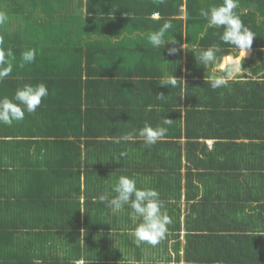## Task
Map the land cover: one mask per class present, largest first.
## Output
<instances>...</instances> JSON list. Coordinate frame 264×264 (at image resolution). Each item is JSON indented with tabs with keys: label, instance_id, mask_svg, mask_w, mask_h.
<instances>
[{
	"label": "trees",
	"instance_id": "1",
	"mask_svg": "<svg viewBox=\"0 0 264 264\" xmlns=\"http://www.w3.org/2000/svg\"><path fill=\"white\" fill-rule=\"evenodd\" d=\"M222 2L0 0V16L3 17L0 47L12 49L16 57L12 73L0 80V98H12L25 84L46 83L49 89V96L42 100L35 113H26L23 121L14 122L12 126L0 124V264H79L84 252L89 253V260H81L83 264H131L124 260L128 252L110 246L117 238L128 250L137 243L132 237L135 225L130 227L134 222L127 206L124 212L113 215L104 204L113 223L96 225L94 234L84 235V244L79 232L83 222L80 219L82 198L86 201L98 198L105 190L110 191V185L121 175L135 179L137 187L154 188L160 193L163 209L171 221L169 228L175 236H179L185 222L188 247L194 243L205 244L206 240L219 242L215 254L206 248L203 256L187 247L186 264H264V244H259L264 243V238L253 239L255 237L246 234L234 221L227 219L231 230L240 231L235 247L234 240L230 248L223 247L220 243L225 242L218 236L200 234L214 229H209L213 226V210L219 218L224 208L226 193L214 186L222 182L216 180L213 171L228 165L231 172L227 175L233 177L245 168L264 167V75L259 81L242 85L231 83L229 88L213 90L203 80V65L195 58L187 80L184 84L177 82L167 98L148 99L141 92L142 99L136 100L132 97L135 90L147 91L145 87L122 79L124 85L112 90L108 89L107 82L111 80L99 79L110 75L107 70L116 74L139 59L147 63L151 76L160 77L161 71H165L182 77L183 65L178 59L181 50L170 54L166 47L158 50L150 43V34L166 20L172 22L173 28L165 33V39L200 47V50L219 45L218 62L223 56H236L235 47L220 40L223 27L209 28L207 19L200 15L201 9ZM238 4L234 12L256 35L252 47L258 50L261 59L256 73L264 74V0H238ZM153 12H159L160 18L152 19ZM114 13L115 17L111 16ZM23 14H27V23L24 22L27 25L23 28L18 25L11 31L9 20L13 15ZM131 36L135 39H129ZM31 48L37 50V55L34 62L28 63L22 60L21 53ZM149 57L154 60L146 61ZM125 62L128 65H123ZM118 82L114 80L113 87ZM239 86L242 88L237 93ZM126 89L133 90L132 94ZM130 116L142 120L141 127L148 121L155 127L167 128V132L153 145L124 141L120 139L123 133L136 131L139 134V126L135 130L126 125ZM163 118L173 122L165 125ZM234 137L251 143L236 146L224 140L239 139ZM208 140L214 141L211 147L207 145ZM148 153L151 159L145 162L143 158ZM83 154L87 156L86 161L82 160ZM219 157L228 158L226 164H220ZM82 167L88 168L90 175L83 181ZM104 171H108L107 178L111 179L99 188L95 185L98 181L91 177L99 180ZM258 178L261 182L262 175ZM226 182L233 184L228 179ZM244 188L245 185L235 182L238 196L243 194ZM263 191V186L258 185L253 192ZM59 200L61 209L56 211ZM242 200L244 204V196ZM183 202L186 216L182 222ZM40 207H46L43 216L47 219L53 215L63 216L50 220L55 222L25 219L33 217L34 210ZM248 207L255 211L252 204L248 203ZM237 214L235 220L242 223V212ZM66 222L68 230L73 226L78 228L77 237H72L68 231L63 234ZM54 223L60 228L59 233L51 232ZM84 226L88 225L84 223ZM110 228L114 232H108ZM194 230L199 232L189 233ZM61 236L63 240L58 239ZM107 239L111 241L109 246ZM250 239L253 240L249 244ZM242 241H245V249ZM252 242L257 243L253 248ZM143 246L137 248L139 262L143 258ZM30 247L36 248L35 253Z\"/></svg>",
	"mask_w": 264,
	"mask_h": 264
},
{
	"label": "clouds",
	"instance_id": "2",
	"mask_svg": "<svg viewBox=\"0 0 264 264\" xmlns=\"http://www.w3.org/2000/svg\"><path fill=\"white\" fill-rule=\"evenodd\" d=\"M237 7L238 0H223L221 4L213 5L206 10L201 9L200 12V15L207 19L209 28L223 27L220 40L224 44L234 46V53L237 57L230 54L219 58L218 62L217 53L221 52L219 45H213L200 50V47H187L188 45L186 43L181 44L174 39H165V33L173 28V24L170 20H166L157 31L150 34V43L154 49L159 50L163 46L170 50V54H174L176 50H181V55L178 59H180L182 63L185 62L182 77L179 78L174 76L173 73H166L160 85L176 87L177 82L179 84H184L187 80V75L194 67L195 58L200 65L207 66L209 63H212L223 73L222 75H217L215 70H213L211 74L207 71L205 78L206 83L209 84L213 90L226 87L228 82L232 80L235 74L241 71V69L245 72L247 68L248 70L251 68V73L255 75V77H248L247 74L244 73V76H247L249 79L246 82L260 80L259 76L256 77V71L259 70V68L253 69L254 61L260 57L258 55V50H254V47H252L255 34L234 12V9ZM181 11H183V9ZM151 17L152 19H159L160 13L153 12ZM2 20L3 17H0V22H2ZM250 51L252 52L251 55ZM36 55L37 50L31 48L23 51L21 53V58L23 61L32 63L35 61ZM240 55L242 58H246L245 63L247 64H243V62L240 64L234 63L225 68L224 59L231 57L233 59L232 62H238ZM190 58L191 60H189ZM15 59L16 57L12 49L0 47V80H3L12 73L13 61ZM160 66L162 69L164 68L163 63H161ZM205 68L207 69V67ZM48 96L49 89L47 84L37 83L35 86L25 84L18 88L12 98L7 96L0 98V124L12 126L14 122L23 121L26 113H35L41 105L42 100ZM164 96V94H160L157 98L162 99ZM172 122L173 121L169 119L163 118V124L165 125H169ZM166 132L167 128L163 126L154 128L146 123L144 127L139 130V135L144 138L147 145H153L158 139L163 137ZM120 139L128 141L133 139V135L132 133H126L120 137ZM213 142V140H208L207 145L211 147ZM109 179H111V177ZM110 188V191L105 190L99 194V201L105 204L113 215L121 213L125 210V206H127V208L130 209L129 216L135 223L133 234L137 245L145 242L153 247L158 245L165 238L168 232L167 225L171 222L168 215L162 211L164 204L160 199V193L154 188L137 187L136 180L126 175L119 176L115 183L110 185Z\"/></svg>",
	"mask_w": 264,
	"mask_h": 264
},
{
	"label": "crops",
	"instance_id": "3",
	"mask_svg": "<svg viewBox=\"0 0 264 264\" xmlns=\"http://www.w3.org/2000/svg\"><path fill=\"white\" fill-rule=\"evenodd\" d=\"M248 54H249V52H248ZM251 54H252V52L250 51V55ZM230 59H232V58L229 57L227 60L230 62ZM235 61H238V60H235ZM258 64H260V63H258ZM258 68H260V66H258ZM166 73L171 74L170 72H166ZM257 76H259L260 79H263L262 74L261 75L256 74V77ZM234 138H239V137H234ZM224 140L227 142H230L236 146L239 144H250L251 143L249 140H243L240 138L239 139H224ZM15 147H19V144H15ZM231 149L237 151L235 148H231ZM240 152H241V150L239 151L238 154H240ZM20 154L22 155V157H24L22 151L20 152ZM227 159L228 158L219 157L218 161L220 164H226L225 162ZM89 169H91V168L89 167ZM87 170H88V168H86V167L81 170L82 171V176H81L82 181L90 176L87 174ZM107 172L108 171H106V172L104 171L102 173V175L99 176L100 177L99 180H97L96 177H94V176L91 177V179L98 181L95 183V185L97 187H99V188L102 187V185L106 182L105 180L109 179V178H107L108 177ZM229 172H231V167L222 168L220 171H218L217 169L213 171V174H214V177L216 178V180H219V182H222V184H216V185L213 184V185L215 187H218V188L220 187V189L225 191L223 193H226L225 198L223 200L224 208H223L222 214L219 218L216 215V211L213 210V220H212L213 226L210 227L209 229L210 230L213 228L214 229L211 232L208 230H203L200 232V234L203 236H218V238H220L219 239L220 241L226 243V244L225 243H220V244L223 247H229L230 248L232 246V240H234L233 246L235 247L236 238H237L238 232L240 233V231H238V228H236L235 230H231L230 229V223L227 221V219H229V221L236 222L238 224V226H240L246 234H251L253 237H255L253 239H258L259 237L264 238V201H262L263 198L261 197V195L264 196V191H263V193L261 192L260 194H257V192H253L255 190V187L258 185L263 186V188H264V180H263V178H264V167L256 166L254 168H251V167L245 168L241 173H235V176H233V177L227 175ZM238 175H240L239 178H237ZM259 175H262L261 182H258L260 180L258 178ZM25 177L29 178V176H25ZM227 179H228V181H233V184L227 185L226 184ZM236 181L245 185V188L243 190V194H241L240 196L237 195L236 189L234 190V184ZM82 184H83V182H82ZM252 185H255L254 188L253 189L249 188ZM59 191L60 190H56V192H59ZM254 193H256L255 196H254ZM242 196H244V202H245L244 204H242L243 203L242 202L243 201ZM226 197H228V201L226 200ZM69 199H71V198H69ZM84 200L85 199L82 198V200L80 202L81 203L80 219L83 222H82V226H81L79 232L81 233V238H82L81 243L82 244H84L83 243L84 235H86V233H88L87 227H93V231H94V229L97 228V226L100 227V226H103L106 224L108 225V224L113 223V219L111 217L107 216L108 212L106 211L104 204L97 206L93 203L92 199H88L86 201H84ZM57 203H58V205H57L56 211H59L61 209V205H60L61 200H59ZM248 203L252 204V207H255L254 212L251 210L250 207H248ZM185 208H186V206H185V203L183 202V204H182V209H183L182 219L183 220H184V216H186V212L184 211ZM242 209H244L245 212L241 211ZM238 211L242 212V223H239V221L235 220V219H237L236 215H238L237 214ZM45 215H47V214H45ZM95 215L97 217H94ZM104 215H105V219L103 220ZM248 215H250V217H248ZM62 216H54L53 215V217L48 216L50 219H47L43 216V213H42V218L39 219L38 221L39 222H45L44 220H46V222H55V221H50V220H56V219L62 218ZM232 218H234V219H232ZM183 220H182V222H183ZM97 222H100L101 224L100 223L98 224ZM208 222H209V220L207 221V224H210ZM84 223H86L88 226H84ZM198 223L203 224L200 220H198ZM225 223H228V225H226ZM67 224H69V223L66 222L65 225H63V234L65 231H68L69 234H72V237L73 236L77 237L79 234L78 228L75 227V229H74V226H73L70 230H68ZM258 224L261 226H258ZM54 225H55V223H54ZM167 228H168V232L166 233L165 238L155 247L148 245L147 243L146 244L142 243L144 246L146 245L148 247V250L145 251L144 246L142 247L141 254L143 255V258L141 259L140 262L137 261V258H136L137 264H160L159 257L161 255L156 254L157 250L160 248L164 252H166V251L170 252V254L172 256V260L170 261V264H185L186 263L184 260V254L187 251V247H188V235H187L188 230H187L185 222L182 223V230L178 234L179 236H175V234L172 233L173 230L171 228H169V225L167 226ZM258 228H260V229H258ZM54 229L56 231L55 234L60 232V228L57 227L56 225H55ZM50 230L52 233L54 232L53 229H50ZM252 231H253V233H252ZM198 232L199 231L194 230V231L189 232V233L193 234V233H198ZM58 239L63 240L62 236ZM118 239H120V238H117V240ZM168 239H171L173 241V243H170L168 241ZM253 239H250L249 244ZM256 244H257L256 242H252L251 247L253 248L254 246H256ZM259 244L262 245L264 243H259ZM141 245L137 246V244L135 243V245L133 246L135 256L137 255V252H138L137 248H140ZM241 245L245 249V241H242ZM110 246L113 247L112 244ZM121 246H122V249L120 251L127 252L128 249H126V246L124 245V243L121 244ZM218 247H219V242L213 243V241H211V240H206L205 244L194 243V245L193 246L191 245V247H188V249H190L194 253L199 252V255L203 256L205 253H207L208 249L210 251L213 250V254H215L216 249ZM131 248L132 247H130L129 250ZM173 248H174V251H173ZM206 248H208V249H206ZM155 261H157V262H155Z\"/></svg>",
	"mask_w": 264,
	"mask_h": 264
},
{
	"label": "rangeland",
	"instance_id": "4",
	"mask_svg": "<svg viewBox=\"0 0 264 264\" xmlns=\"http://www.w3.org/2000/svg\"><path fill=\"white\" fill-rule=\"evenodd\" d=\"M238 6H239V4H238ZM184 7V6H183ZM183 9V11H184V8H182ZM83 15H84V13H83ZM115 13L113 14V15H111V16H113V17H115ZM102 16H104V15H102ZM1 17V16H0ZM13 17L14 18H12V20L10 19L9 20V25H10V30L11 31H14L15 30V28H17V26L19 25V28H23L24 26H26L27 24H25V23H27V14H23V15H18V16H14L13 15ZM182 17H184V15L182 16ZM18 20H17V19ZM104 18V17H103ZM103 18L101 19V20H103ZM25 22V23H24ZM7 23V22H6ZM8 24V23H7ZM256 25H257V22H256ZM1 26L2 27H4V25L1 23ZM260 30H262L261 29V27L260 26H257ZM122 33H123V31H121ZM37 35V33L33 36V37H35ZM256 36V35H255ZM129 39H135L133 36H131ZM187 47H191V46H187ZM217 57H218V55H217ZM150 59L151 60H154L153 58H151V57H149V59L148 60H146V61H150ZM233 60L232 59H230V62L227 60V58L226 59H224V64H225V68H227L229 65H231V64H234V63H241V62H243V64H247V63H245V61H246V58H242V56L240 55V58H239V61L238 62H232ZM112 63V62H111ZM258 63H260L261 64V59L260 58H258V59H256L255 61H254V63H253V69H258V66H260V64H258ZM123 65H128V63L127 62H125ZM182 65H183V67H184V65H185V62L184 63H182ZM148 65H147V63L145 62V61H143V60H136V61H133V62H130L129 63V65H128V69H124V70H121V71H116L117 73L115 74V73H113L111 70H107L105 67H101V66H99V69H103V70H107L109 73H110V75L108 76V75H102L101 77H99V79H101V80H105V79H108V80H111V81H107L108 83H109V88L108 89H114V88H120L122 85H124L122 82H121V80L123 79V81H125V80H128V81H132L133 83H135L136 85H139V86H142L143 88L145 87L146 89H147V91H141V90H135V95H133L132 97H133V100H136L137 98H141L142 99V96H141V92L142 93H144V94H146L147 95V98L148 99H150V98H157V96H159L160 94H164L165 96V98H167L168 96H167V93H169V92H171L172 91V86H170V85H160L161 84V80H162V78L165 76V74H166V72L165 71H161V76L160 77H158V76H151L150 75V73H149V69H148V67H147ZM205 67H207V69L205 68ZM172 68H173V66H172ZM203 68H204V70H203V72H202V77H203V80L204 81H206V75H207V71H208V73L209 74H211L212 73V71L213 70H215V72H216V74L217 75H222L223 73L221 72V70L218 68V67H216V65H214V64H212V63H209L207 66H203ZM251 69V68H250ZM248 70V68L245 70V72L243 71V69H241V71H239V72H237L236 74H235V76L233 77V79L232 80H230L229 82H228V84H227V88H229L230 86H231V83H235V82H237V83H239L240 85H242L244 82H246L247 80H249L248 79V77H255V75L253 74V73H251V70ZM244 73H246L247 74V76H244ZM257 75H261V73H256ZM114 75V76H113ZM192 76H190L189 75V79L191 78ZM201 77V76H200ZM202 77H201V79H202ZM187 78H188V75H187ZM195 79V78H194ZM196 79H197V77H196ZM114 80H119V82H118V84L116 85V87H113V85H114ZM105 82V81H104ZM230 84V86H228ZM159 88V89H156V88ZM123 88H125L124 86H123ZM196 88H197V86H196ZM240 88H242V87H238L237 88V93H239V89ZM156 89V90H155ZM126 90H128L131 94H132V92H133V90H130V89H126ZM108 92V90H107V87H105V93H107ZM169 100V102H170V100L171 99H168ZM184 108V107H183ZM182 111V110H181ZM182 113H184L183 111H182ZM130 119V120H129ZM128 120H129V123H127L126 125H131V126H133L134 128H135V130L137 129V126H139V130L141 129V128H143L144 126H142L141 127V125H140V122H143L142 120L140 121V120H138L137 118H135L134 116H130V118H129ZM145 121V120H144ZM131 123V124H130ZM145 123H147V124H149V125H151L152 127H154L155 128V124L154 123H152V122H148V121H145ZM138 130V131H139ZM128 133H132V135H133V139H131V140H134V141H142V142H144L145 143V140H144V138L143 137H141L139 134H137V132L136 131H129ZM124 135H125V133H123ZM120 135H122V134H120ZM77 137V136H76ZM161 139H163L162 137H161ZM128 142H130V140L128 141ZM146 144V143H145ZM77 148V147H76ZM151 159V154H147L144 158H143V160L145 161V162H147V161H149ZM82 160L83 161H86L87 160V156L86 155H84L83 154V156H82ZM171 159H169V161H170ZM91 163V162H90ZM91 166H92V163H91ZM93 167V166H92ZM84 167H82V169H83ZM225 168H228V166H225ZM11 170H13V168L11 169ZM256 193H254V195H255ZM261 197L263 198V200L262 201H264V196L263 195H261ZM92 200H93V203L95 204V205H97V206H100L101 205V203H100V201L98 200V198L97 197H93L92 198ZM45 208L46 207H40V208H36L35 210H34V213H35V215L33 216V217H25V219L26 220H28L29 222H31V221H38L39 219H41L42 218V213L44 212V210H45ZM125 208H126V206H125ZM163 212H165L166 213V210H162ZM124 212V211H123ZM24 219V218H23ZM183 220V219H182ZM135 225V223H131L130 224V227L132 228L133 226ZM169 225V224H168ZM167 225V226H168ZM88 228V232L89 233H91V234H94V231H93V227H87ZM54 231H55V229H53ZM108 232H110V233H112V232H114V229H112V228H110V229H108L107 230ZM129 234H132V232H128ZM19 235H21V233H18ZM134 239H135V237H134V235L132 236ZM25 241V240H24ZM168 241L170 242V243H173V241L171 240V239H168ZM18 242H20V241H18ZM23 242V241H22ZM106 242H107V244H108V246L110 245V243H111V241L109 240V239H107L106 240ZM134 242H136V240L134 241ZM82 244V243H81ZM137 244V243H136ZM144 244H146V242L144 243ZM112 245H113V247H114V249H116V250H121L122 249V246H121V243H120V239H116V240H114L113 242H112ZM144 248H145V251H147L148 250V247L145 245L144 246ZM30 250L33 252V253H35V250H36V248H33V247H30ZM173 251H174V248H173ZM127 252H128V255L126 256V259H124L125 260V262L126 263H129L128 261H130L131 260V264H137V261H136V258H137V255L135 256V252H134V249H133V247L130 249V251L129 250H127ZM126 252V253H127ZM176 252V251H175ZM88 254V255H87ZM156 254H159V255H161L160 257H159V262H160V264H170V261L172 260V256H171V254H170V252H168V251H166V252H164L161 248L160 249H158L157 250V252H156ZM82 255H83V257H82V259L81 260H84L85 261V259H88V257H89V253H86V252H84V253H82ZM125 255V254H124ZM123 255V256H124ZM54 257V256H53ZM85 257V258H84ZM78 261L77 263H79V264H83V262L82 261ZM89 260V259H88ZM158 261V260H157ZM157 261H155V262H157ZM72 263V262H71ZM92 264H96V263H93L92 262ZM98 264V263H97ZM186 264V263H185ZM253 264H262V263H260V262H254Z\"/></svg>",
	"mask_w": 264,
	"mask_h": 264
}]
</instances>
